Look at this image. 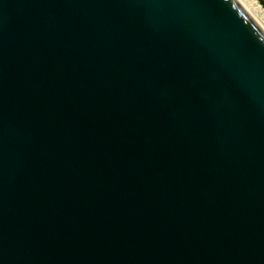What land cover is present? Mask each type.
Masks as SVG:
<instances>
[{
    "label": "water",
    "instance_id": "water-1",
    "mask_svg": "<svg viewBox=\"0 0 264 264\" xmlns=\"http://www.w3.org/2000/svg\"><path fill=\"white\" fill-rule=\"evenodd\" d=\"M0 264H264L234 0H0Z\"/></svg>",
    "mask_w": 264,
    "mask_h": 264
},
{
    "label": "bare ground",
    "instance_id": "bare-ground-1",
    "mask_svg": "<svg viewBox=\"0 0 264 264\" xmlns=\"http://www.w3.org/2000/svg\"><path fill=\"white\" fill-rule=\"evenodd\" d=\"M264 34V8L258 0H234Z\"/></svg>",
    "mask_w": 264,
    "mask_h": 264
},
{
    "label": "rangeland",
    "instance_id": "rangeland-1",
    "mask_svg": "<svg viewBox=\"0 0 264 264\" xmlns=\"http://www.w3.org/2000/svg\"><path fill=\"white\" fill-rule=\"evenodd\" d=\"M258 2H259L260 5L264 8V0H258Z\"/></svg>",
    "mask_w": 264,
    "mask_h": 264
}]
</instances>
